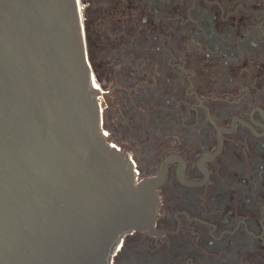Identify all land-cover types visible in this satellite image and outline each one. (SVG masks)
<instances>
[{
    "label": "flooded vegetation",
    "instance_id": "af4514ba",
    "mask_svg": "<svg viewBox=\"0 0 264 264\" xmlns=\"http://www.w3.org/2000/svg\"><path fill=\"white\" fill-rule=\"evenodd\" d=\"M128 2L130 78L115 92L143 116L165 108L138 179L175 159L162 232L124 234L113 264H264V0Z\"/></svg>",
    "mask_w": 264,
    "mask_h": 264
},
{
    "label": "water",
    "instance_id": "95a60500",
    "mask_svg": "<svg viewBox=\"0 0 264 264\" xmlns=\"http://www.w3.org/2000/svg\"><path fill=\"white\" fill-rule=\"evenodd\" d=\"M83 11L0 0V264H113L124 234L162 232L158 188L175 158L139 180L106 134L101 98L124 87L96 82Z\"/></svg>",
    "mask_w": 264,
    "mask_h": 264
},
{
    "label": "trees",
    "instance_id": "16d2710c",
    "mask_svg": "<svg viewBox=\"0 0 264 264\" xmlns=\"http://www.w3.org/2000/svg\"><path fill=\"white\" fill-rule=\"evenodd\" d=\"M86 4L84 8V22L88 46L89 60L93 67L96 80L106 90L115 84L127 85L130 78V66L127 64L124 53L129 50L132 23L130 21L128 0H82ZM125 102L122 110L125 111V119L110 124L105 117V126L116 132L115 128L126 127L139 116L137 109L128 102L122 91H114L105 98L109 101L111 109L115 98L118 96ZM117 105H115L116 107ZM106 116L109 118L108 109ZM127 119V120H126ZM115 126V127H114ZM116 134V133H115ZM112 139V138H110ZM117 142H120L117 137Z\"/></svg>",
    "mask_w": 264,
    "mask_h": 264
},
{
    "label": "rangeland",
    "instance_id": "374dc122",
    "mask_svg": "<svg viewBox=\"0 0 264 264\" xmlns=\"http://www.w3.org/2000/svg\"><path fill=\"white\" fill-rule=\"evenodd\" d=\"M96 82L98 83L97 80ZM98 84L103 90H106L105 88L102 87L100 83ZM124 102L125 100L119 95L116 100V104H115V98H113L111 102L113 103V105L111 109H109L110 106L109 101H107L105 97L101 98V104L103 106V126L108 132L109 137L112 138L111 140H113L121 147L123 148L125 147L127 150L131 151V155L134 157L136 162L140 164L139 165L140 168L139 167L138 168L142 169L141 164H144L146 160H148L149 155L153 154V151L151 152V149L154 147L155 144L160 142L159 139L161 138L162 135L160 131L162 130L154 129L152 125L154 122H156L154 117L156 118L159 117L161 111H163L165 108L160 111V108L158 107L154 108L150 106L146 108V114L144 116L142 115V113H139L137 110L136 113H139V116L137 115V117L133 120V122L128 124V126H126L125 128L116 127L115 128L116 132H112L111 129L105 126V117L110 124L114 123V125L115 122H117V120L119 121L122 118V116L124 120L125 114L123 113H125V111L123 110L125 109L122 110V105H124ZM115 105L117 106L115 107ZM107 109H108L107 115L109 116V118H107L105 114ZM117 137H119L120 142H117L116 140Z\"/></svg>",
    "mask_w": 264,
    "mask_h": 264
},
{
    "label": "built area",
    "instance_id": "2783aa9c",
    "mask_svg": "<svg viewBox=\"0 0 264 264\" xmlns=\"http://www.w3.org/2000/svg\"><path fill=\"white\" fill-rule=\"evenodd\" d=\"M79 4H80V7L84 10V8H85V3H83V1L82 0H79ZM106 134H108V132L106 131ZM117 144V143H116ZM117 147L120 149L121 147H120V145H118L117 144ZM139 175V171H138V169H137V176Z\"/></svg>",
    "mask_w": 264,
    "mask_h": 264
},
{
    "label": "bare ground",
    "instance_id": "6f19581e",
    "mask_svg": "<svg viewBox=\"0 0 264 264\" xmlns=\"http://www.w3.org/2000/svg\"><path fill=\"white\" fill-rule=\"evenodd\" d=\"M96 87H98V84L95 82V84H94ZM108 135V134H107Z\"/></svg>",
    "mask_w": 264,
    "mask_h": 264
}]
</instances>
